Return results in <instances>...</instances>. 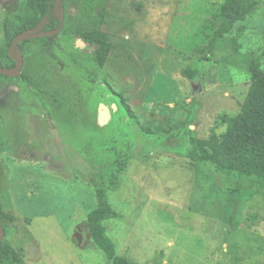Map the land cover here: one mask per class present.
I'll list each match as a JSON object with an SVG mask.
<instances>
[{
  "label": "rangeland",
  "instance_id": "obj_1",
  "mask_svg": "<svg viewBox=\"0 0 264 264\" xmlns=\"http://www.w3.org/2000/svg\"><path fill=\"white\" fill-rule=\"evenodd\" d=\"M67 1V42L85 66L71 74L67 59L46 61V109L13 81L0 94V204L17 217L5 237L20 253L17 264H109L87 228L98 205L90 180L118 154L128 163L107 200L121 218L103 222L118 256L136 264H264L257 181L189 157L192 135L219 136L220 116L240 113L248 63L264 70V0H249L244 20L216 39L225 0ZM26 11L27 0H0V54L5 22ZM94 30L111 45L103 67L98 46L78 36ZM188 66L200 69L195 82L182 75Z\"/></svg>",
  "mask_w": 264,
  "mask_h": 264
},
{
  "label": "trees",
  "instance_id": "obj_2",
  "mask_svg": "<svg viewBox=\"0 0 264 264\" xmlns=\"http://www.w3.org/2000/svg\"><path fill=\"white\" fill-rule=\"evenodd\" d=\"M249 0H225L221 7L223 21L216 32L215 39L229 33L234 24L244 20L248 12ZM68 6L67 0H61L58 11L55 10V0H27V11L14 21L5 22L7 48L1 51L0 66L13 68L15 60L10 56L9 47L14 38L24 33H55L62 30V36L39 37L35 40L22 41L18 45L17 53L24 59V67L18 77H8L0 74V94L7 89L9 81L16 82L20 93L34 95L43 108H47L43 99L45 94L41 87L44 83L42 69L47 60L58 65L62 59H67L68 71L74 66L82 68L85 64L78 57L74 49L67 42L68 22L64 19L63 11ZM78 36L85 43L97 45L98 66L103 67L111 51L108 37L100 31H79ZM215 39L209 44L206 53L211 54ZM37 44L39 51L33 52L29 46ZM80 59V60H79ZM251 74V85L240 113L236 115L223 114L219 121L226 126L225 131L203 140L195 135L190 137L189 157L209 164L215 173L223 176L254 179L264 195V70L258 60L248 63ZM200 69L188 66L182 70V75L190 82L200 76ZM95 76L88 75L93 82ZM40 78L37 82L36 79ZM40 82V83H39ZM122 107L130 118L137 120V115L132 110L129 101L122 94H115ZM84 98V97H83ZM83 104L86 106V102ZM101 105V104H100ZM60 105H57V108ZM67 112H73L69 107ZM102 112V111H101ZM100 112V114H101ZM128 159L125 155L118 154L111 169L102 171L90 182L96 191L97 207L92 210L87 218V228L90 240L94 247L104 252L109 264H136L133 261L120 257L116 253L115 244L106 235L103 222L120 219L121 215L115 211L107 200V191L119 189L121 174L126 169ZM5 237L9 223L15 222L17 217L4 211L0 204ZM22 261L20 253L4 238L0 249V264H17Z\"/></svg>",
  "mask_w": 264,
  "mask_h": 264
},
{
  "label": "water",
  "instance_id": "obj_3",
  "mask_svg": "<svg viewBox=\"0 0 264 264\" xmlns=\"http://www.w3.org/2000/svg\"><path fill=\"white\" fill-rule=\"evenodd\" d=\"M60 3H61V0H55L56 12L59 9ZM57 33H59V31H57L55 33L45 32V33H40V34L32 33L29 35L21 33V34L17 35L9 47L10 56L15 60L16 64L13 68H4V67L0 66V74L4 75V76L12 77V78L18 77L21 74L22 69L24 67V59L20 54L17 53L18 45L20 42L27 41V40H35L39 37L52 36V35H56ZM200 90H201L200 87L195 88L194 89V95H197ZM4 238H5V230L3 228L2 218L0 215V249H1V244H2V241L4 240ZM76 239L78 241V244L81 245L82 244V237L80 234H76Z\"/></svg>",
  "mask_w": 264,
  "mask_h": 264
},
{
  "label": "crops",
  "instance_id": "obj_4",
  "mask_svg": "<svg viewBox=\"0 0 264 264\" xmlns=\"http://www.w3.org/2000/svg\"><path fill=\"white\" fill-rule=\"evenodd\" d=\"M102 107L106 109L105 112H108V114H109L108 116L110 118V108H108L106 105L101 104L100 107H99L100 112H101ZM100 117H101V115H100ZM105 118H106V116H105ZM105 118L103 120H101V118H100L101 124H105L109 120V118H108V120L107 119L105 120Z\"/></svg>",
  "mask_w": 264,
  "mask_h": 264
},
{
  "label": "flooded vegetation",
  "instance_id": "obj_5",
  "mask_svg": "<svg viewBox=\"0 0 264 264\" xmlns=\"http://www.w3.org/2000/svg\"><path fill=\"white\" fill-rule=\"evenodd\" d=\"M102 112H103V110H102Z\"/></svg>",
  "mask_w": 264,
  "mask_h": 264
}]
</instances>
